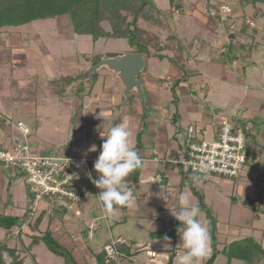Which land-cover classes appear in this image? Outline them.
<instances>
[{"label":"rangeland","instance_id":"1","mask_svg":"<svg viewBox=\"0 0 264 264\" xmlns=\"http://www.w3.org/2000/svg\"><path fill=\"white\" fill-rule=\"evenodd\" d=\"M152 1L161 8L162 19L166 26L163 28L139 21V25L145 29L144 38L150 40L147 51L143 52L145 67L137 76L143 81L145 108H143V102L137 98L134 92H131L129 102L120 110V83L114 74L105 68L98 70L92 93L83 98V108L78 113H75L68 102H65L64 97L59 96L58 91H53V85H50V82L55 78L82 74L101 56L112 57L135 52L125 38L100 37L93 40L89 35L69 38L61 30L62 21H59V24L55 18L34 20L15 28L3 31L1 29L0 31V40L23 52L21 54V51H15L20 54L15 58L20 59V62L23 63L22 66H15L14 69L17 73H14L12 69L0 70V111H3L4 114L8 112L9 116L0 122V129L2 127L10 128L12 135L15 136L11 142L15 143V139L22 137V132L17 126V123L22 121L29 129L26 142L32 152L68 158L76 171L77 186L84 196L87 193L86 197L91 204L90 210L88 208L86 212L88 215L84 216V220L79 223L82 229L88 227L91 219H94L93 215H102L103 213L101 212L103 210H100V203L95 198V188L91 187L94 183L88 169L89 161L85 164L83 162V157L99 155L102 143L106 140V137L101 136V133L107 135L111 127L127 121L131 132V145L142 160H147L146 141L155 144V140L159 139L156 142V147L163 152L165 146H169L171 142L183 144L189 126L194 130L204 128L207 132L206 139L210 138L212 126L201 119L203 108L200 101L226 107L229 105L228 96L234 95L236 98H241L244 96L246 88L251 85L264 84V5H259V9L251 4L241 5L233 0H175L176 3L181 1L182 10H170L167 0ZM223 4L228 6L226 11L222 9ZM175 20L179 21L180 33L177 31V21ZM101 25L106 30H110L108 22L103 21ZM234 31H236L235 37L241 39L243 44L235 43L232 51H229L225 41L229 33ZM240 45L243 48L247 47L248 53L243 55L239 66H247L249 78L237 69L236 61L232 57V53L236 52V48H239ZM155 46L162 48L161 51ZM248 55L249 57L251 55L248 58L250 63L245 65L243 60H246ZM223 64L231 65L230 68L235 66V70L228 71L227 77H224L223 74ZM253 68L256 70L252 72ZM253 73H255L254 79L252 78ZM14 74L24 80H15ZM176 79L181 81L178 86H176ZM43 81L44 87H37L38 89L35 90V84ZM80 81L82 79H77V83ZM72 86H66L64 91H69ZM171 86L176 87H174V92ZM259 89L264 93L262 88ZM174 93H177L175 95L180 114V120L176 121V124L170 119L175 110L172 101ZM237 119L243 122L240 118L231 116L233 122ZM219 121L217 120V123ZM238 124L247 133L248 130L244 125L239 122ZM172 135L174 138L171 137ZM93 146H95V150H92ZM6 165L12 166L11 164ZM169 166L171 164H167L165 167ZM161 167V163L144 162L139 168L137 191L139 192L141 189L140 191L150 200L151 210L147 211L149 215L156 216V207L158 209L161 205L154 201L153 191L162 186L152 182L153 175L159 174ZM15 168L19 174L15 178L10 177L7 171L6 173L5 171L0 172V199L4 196L7 199L8 196L9 199L16 198L18 200V207L11 213L18 215L19 225H22V219H25L22 214L26 206V203H22L26 196L22 184L26 174L18 167ZM211 178H220L221 181L228 182L231 180V178L218 175H211ZM17 183L21 184V187L19 184L17 187ZM229 187L231 188L232 185L230 184ZM155 198L160 199L157 195ZM94 203H96L95 208L92 206ZM5 206L8 207L9 213L10 206ZM37 207L39 209L40 205L36 204V210ZM140 208L138 206L137 209V203L133 199V202L127 205L125 210L113 209L111 214L107 213L108 218L102 217L94 220L96 230L93 234L95 238L92 241H87V244L95 247L105 238L110 241L112 238L109 237L115 238L122 235L134 239L131 249L134 251L135 257L132 260L134 262H124L123 260L120 264H138V259L145 262L150 258L151 250L157 253L156 257L159 263H166L170 252L165 249L178 247L180 245L179 235L176 238L165 240V238L151 237L149 234L153 231L175 227L176 222L170 220L166 215L163 219L151 220L147 216L141 215ZM134 213L136 214L134 215ZM258 213L259 219H256L254 213L248 214L249 220L247 219V221L251 225L249 228H231V225L227 223V218H221L217 230L218 248L222 249L223 245L230 241V235L225 231L228 226L229 230H235L234 232L237 234L240 233L239 237L257 235L259 232H257L256 226L264 227V212ZM243 215V212L236 208L231 214L230 223L237 222V218L241 219L244 217ZM29 219L30 222L33 221L31 216ZM199 219L206 225L204 218ZM45 221L44 218L39 227L41 230L44 229ZM179 225L181 226V222ZM58 227L52 229L56 234V239L58 241L60 239L67 240L69 247L76 243V249L71 255L77 262L81 260L91 264L87 259L89 258L88 253L87 257L83 254L86 253L82 249L87 246L86 243L78 246L76 242L75 229L62 227L61 224ZM78 235L81 237L83 235L80 230ZM3 236L4 230L0 228V238ZM23 236L26 240L30 239L27 235L23 234ZM13 243V240L9 242V244ZM209 248L207 245V251ZM33 251L39 264H65L66 262L63 257L49 251L44 242H41ZM184 253V250L176 248L172 264H179V258ZM207 256L208 252L195 264H202ZM5 257L7 261L10 259L7 255ZM29 262L30 258H26L25 263ZM67 262L69 264V261ZM226 262L225 255L219 253L213 264H226ZM245 263L238 259L231 261V264Z\"/></svg>","mask_w":264,"mask_h":264},{"label":"crops","instance_id":"2","mask_svg":"<svg viewBox=\"0 0 264 264\" xmlns=\"http://www.w3.org/2000/svg\"><path fill=\"white\" fill-rule=\"evenodd\" d=\"M38 20H40V19H38ZM175 21H177V20H175ZM247 21H250V20H247ZM57 22L59 23V20ZM178 24H179V21H177V23H176V28H177V31L180 33V29L178 27ZM60 25L62 26V28L60 27L61 30H63L64 34L69 38H75L77 36H87V35H77V36L76 35H70L67 33V31H66L67 29L64 26V24L62 23ZM19 26H21V25H19ZM16 27H18V26H16ZM9 28L11 29V28H15V27H6V28H3L2 31L7 30ZM234 32H235V36H236V31H234ZM225 42H226V47H227V39ZM235 43L243 44L241 39L239 40L237 38V40L233 42L231 49L229 50L228 47H227V49L229 51H232V47ZM2 47H10L11 48L12 58H11V62L7 63L6 65H0V70H3L4 68L6 70L12 69L14 71V73H17L16 70L14 69L15 66L16 65L22 66L23 63L20 62V59L17 60L15 58L18 55H20L15 51H21V49H15L16 48L15 46L10 45V44H6L5 41L0 40V48H2ZM246 48H243L242 45H240L239 48H236V52L234 51L232 53V57L236 61L235 63L238 66L237 69L239 71L243 72L244 74H246L247 77L249 78L250 75L247 73V72H249L247 66H239V64L241 63L240 62L241 59H243V57H244L243 55L245 53L246 54L248 53ZM15 53H17V54H15ZM22 53L23 52L21 51V54ZM250 57H251V55H250ZM250 57L248 55L247 59L243 60V62H244L243 64L248 65L250 63L248 58H250ZM230 66L231 65L223 64L224 77H227L228 71L235 70V66H234V68H230ZM106 70L109 71L108 69H106ZM254 70H256V69L253 68L252 72ZM84 71H83V73H84ZM109 72L113 73L111 71H109ZM12 75H13V73L11 72V76ZM114 76H115V74H114ZM254 76H255V73H253V77H252L253 79L255 78ZM14 79L20 80V81L24 80V78L18 77L15 74H14ZM168 80H170V79H168ZM118 82H119V80H118ZM44 85H45L44 81L36 83L35 84V86H36L35 90L38 89L37 87H39V88L44 87ZM50 85H52V84H50ZM259 88H262L264 90V84L263 85H261V84L251 85L249 88H246V90H244V96L241 98H239V97L236 98V96H234V95L228 96L229 97L228 98V100H229L228 104L229 105L226 107H223L220 104H210L209 102L200 101V104L202 105V108H203V113H202L201 119L205 123H209L212 126V131H211L209 139H206V136H207L206 130L204 128H201V130L205 132L203 137L206 140L214 139V137H216L218 132H219L221 121L223 119H226V118L231 120V116H233V115L236 116V118L238 117L241 120H243V122H240L238 119L236 121L234 120L235 122H233L232 120L231 121L233 123H235L237 126H239L243 131H244V128L242 126H240L238 124V122L243 124L245 129L248 130L247 133H246V131H244L245 143H244L243 153H244L245 158H246L244 170H243L242 174L240 176H238L237 178H231L230 182L224 181V180L221 181L222 179H220V178L219 179H215V178L212 179L211 176H207V177L202 178L200 183L194 184L190 179L191 176L188 177L189 174H184L177 165L173 164L170 161L174 158H178V157L184 155V152L186 149L187 135H186V138H185V141L183 144H180L179 142H176V143L171 142L169 144V146L168 145L165 146V150L163 152L159 151L156 147V142L159 139L155 140V144L152 142L146 141L145 148L148 149V151L146 152L148 159L142 160V161H143V163L146 162V163H161L162 164V167L159 170L160 173L154 174L153 178H152V182L154 184L161 185L162 187H160V186L158 188L156 187L157 189L155 191H153L154 201H156L158 204H161L158 209L156 207V210H157L156 216L148 214L147 211L151 210V206L149 204L150 200H148L147 197L144 195V193L142 191H140L141 189H139V192L137 191L138 190L137 183L133 187H131V190H132L133 194L135 195L134 199L137 203V209H138V206L141 207L140 208L141 210H139V211H141L140 213L142 216H144V217L147 216L151 220H159V219H163V217H165V215H166L170 218V220H175V222H176L175 226L179 225L180 221L176 220L175 217L171 214L170 210L165 206L166 202L160 197V195L166 190L173 197V199L169 201L170 206H175L178 198L183 196L189 200L190 204L196 205L199 207L198 197L193 192V190L191 188V185L193 184L195 186L196 190H198L199 193H201L203 195V199H204L206 207L216 216V218H217V230L219 229L221 218L226 217L228 220L227 223H228V225H231V228H238V227H241V228L248 227L249 228V227H251L250 222L247 221V219H248L247 216H248V214H251V213L252 214L254 213L256 216V219H259V213L258 212H260V213L264 212V93H262ZM52 89H53V91H55L54 87ZM119 89L121 92V90H122L121 84L119 85ZM192 91H194V90H192ZM194 94H196V93H194ZM119 96H120L119 98L122 101L121 93L119 94ZM194 96L196 97L197 95H194ZM198 100H199V98H198ZM14 103H18V102H14ZM216 107H220L223 110H225L227 112V115L219 113L217 111L214 112L213 109ZM122 108L120 110H122ZM143 108H145L144 105H143ZM192 108L195 109L194 106H192ZM7 114H8V112H7ZM7 114L6 113L4 114L3 111H0V122L6 118H9V116ZM166 116H167V114H166ZM220 117H222V118L220 119ZM178 120H180V118ZM217 120H220V121L217 123ZM3 129H4V131H3ZM12 134H13L12 130L8 127H2L0 129V148L11 147L12 138H15V136H13ZM157 137H158V135H157ZM171 137L174 138L173 135ZM15 140H17V139H15ZM98 153H99V150L97 151V154ZM143 153H145V152H143ZM98 156L99 155H96L95 157H83V162L85 164L86 162H88L90 160H96L98 158ZM154 158H157V159H154ZM167 164H171V166L165 167ZM16 169L17 168H15V166H10V165L0 163V172L3 173V171H5V173H6V171H7L10 177L15 178V177L19 176V174H17V172H16L17 171ZM0 176H1V174H0ZM224 182H226V184H224ZM19 183H21V182H19ZM19 183H17V187H19V186L21 187V184H19ZM18 184H19V186H18ZM230 184L232 185L231 188L229 187ZM221 186H223V187H221ZM22 187L25 189L24 193L26 195V196H24V198H23L24 200L22 202V203H26L25 210L23 211V214H25V212L28 210L29 216H31V218H33V220H34V218L36 216H38V214L40 212L45 211L44 212V214H45L44 218L46 220L45 225H44V228H45L46 223L48 221V215L47 214L51 215V210L48 208L47 200L41 199V200L37 201L36 204L38 206L40 205V208L38 209V207H37V210L35 208L32 211L31 209L33 206V194L30 192L29 185H28V182L26 181V178L24 179ZM229 191H231V193H228ZM94 192H95L94 194L96 195L95 196L96 200L100 203L97 191H94ZM138 193H141L142 194L141 196H144V197L140 198L139 195H137ZM86 195H87V193H86ZM86 195L83 196V199L77 203H74V204L70 203V202L63 203L65 211H69V212L74 211L77 214H79L81 216V218H79L78 216H76V217L70 216L71 217L70 218L69 213H68V214H64L62 216V219H60L59 213H55L56 215H55L54 219H52V221L50 222L49 226H50L51 230L52 229L54 230V227L59 228L58 225H60V224L62 227H65L68 229L74 228L75 229V238H76V242H77L78 246H82V245H84L83 243H86L87 246L85 248L84 247L82 248L86 251V253H83V254L86 255V257H87V253H88L89 258H87V259H89L91 264H95V259H94L95 253L100 251L103 244L105 242H107L109 239L105 238L101 242L97 243V245L95 247H92L89 244H87V241L94 240L95 237H94L93 232L95 233L96 228L94 229V231L90 235H89V230H88L87 226L85 229L80 228L81 225L79 223H81L84 220V218H83L84 216L88 215V214H86V212H87L88 208L90 210V206H91L90 200L86 197ZM156 195L159 196L160 199H156L155 198ZM1 199H0V212L5 213V214H10V215H15V214H12L11 211H13L16 207H18V205H19L18 200L16 198L9 199L8 196H7V199L5 198V196H4V198H1ZM5 205L10 206L8 209V210H10L9 213L7 211L8 207H6ZM95 205H96V203L92 204L93 208L96 207ZM100 206H101V203H100ZM236 208L243 212L244 217L241 219L237 218L238 223L237 222L230 223L229 219L231 218L232 212ZM113 209H118V208H113ZM100 210H103L102 206L100 207ZM36 211H38V212L35 216ZM256 211H258V212H256ZM101 212H103L102 215H96V216L93 215L94 219L92 218L91 220L94 221V220L102 218V217L104 219L108 218L106 212H104V211H101ZM52 214H54V213L52 212ZM135 214L136 213H134V215ZM15 216H18V215H15ZM67 218H69V219L67 220ZM199 218H204L206 220V213L203 209H200ZM28 219H29V217H28ZM24 220H22L21 228H22L23 234L26 236L27 233L30 232V228L26 224V221H24ZM51 223H52V225H51ZM41 224H42V222H41ZM41 224L39 225V227L41 226ZM256 227L258 228L257 232H259V233H257V235H254V236L252 235L251 237H253V239L256 242L261 243V246L263 247L264 227H262V226H260V227L256 226ZM171 228H173V227H170L168 229H171ZM79 230L83 234L82 237L78 235ZM66 231L69 232L68 230H66ZM84 231H85V233H84ZM225 231H227V233H229L230 241H233L235 239H240L243 237V236L239 237L240 233L239 234L235 233L234 232L235 230H229V226H228V229H226ZM253 231H255V229H253ZM53 235H54V237H56L55 236L56 234L53 233ZM245 236L246 235H244V237ZM4 237H5V231H4V236L0 239H3ZM122 237H124V236H122ZM176 237H178V232H176V235L174 238H176ZM109 238L111 239L113 237H109ZM125 238L127 239L128 237H125ZM128 239L132 242L130 249H129L130 250L129 252L131 254L129 255L130 256L129 258L124 260V262H126V261L134 262L132 260L134 259L135 255H134V251L131 249V247L134 243V239H132V238H128ZM12 240L14 243L9 244V245H14L19 241H23L25 243H27L29 241V239L26 240V238L23 235L21 237H18L17 239H14V238L10 239L8 241V243ZM59 242L65 248L70 250L71 253L73 252L74 249H76L75 248L76 243L74 246L69 247V246H67V240L60 239ZM37 246H35V247H37ZM208 246L210 247L209 241H208ZM35 247H33V249ZM176 248H179V249L185 251V249H183L181 245H178V247H175L172 249L175 250ZM33 249H32V252L34 253ZM263 249H264V247H263ZM165 250L170 251L171 248L165 249ZM209 250H210V248H209ZM209 250L207 251L208 256H209ZM152 251H154V250H151V252ZM156 254L157 253H155V256H153V257L150 256V258L145 262L138 259L137 263L138 264H162V263H159V261L157 260ZM208 256H207V258H208ZM73 260H75V263L71 262L69 264H87V263L82 262L81 260L77 262V260L74 259V257H73ZM232 260H235V259H232ZM231 261H230V264H231ZM27 264H30V262ZM164 264H166V263H164ZM262 264H264V262Z\"/></svg>","mask_w":264,"mask_h":264},{"label":"trees","instance_id":"3","mask_svg":"<svg viewBox=\"0 0 264 264\" xmlns=\"http://www.w3.org/2000/svg\"><path fill=\"white\" fill-rule=\"evenodd\" d=\"M233 1L241 5L251 4L259 9V5H264V0ZM181 5V1L176 3L175 0H167V6L170 10H182ZM46 18H56L60 22L62 21L67 29V33L70 35H89L93 40L100 37L125 38L135 52L142 54L147 51L150 40L144 38L145 29L139 25V21H143L149 25L162 26L163 28L166 26V23H164L162 19L161 8L153 3L152 0H0V30L6 27H16L34 20ZM103 21L108 22L110 30H106L101 25ZM155 48H158L159 51L162 49L158 46H155ZM11 58L10 47L0 48V65H6L11 62ZM96 75L97 73L92 76H85L83 73L75 76L65 75L58 79H53L50 83L55 88V91H58L59 96L64 97L66 102L74 109L75 113H78V111L83 108V98L92 93L91 91ZM79 78L82 79V81L77 83V79L79 80ZM180 82L179 79H176V86H178ZM69 85H73L70 88L71 91H64L65 87ZM174 87L175 86H171L173 92L175 91ZM175 94L177 93L173 94L172 100L175 105V110L171 116V121L176 124V121H179L180 115ZM96 160H90L88 162V169L91 177L98 179V174L94 169V162ZM139 173L140 170L138 168L126 177L125 183L129 189L137 183ZM184 174H189L188 177L193 175L192 172ZM207 176L211 175L207 174L205 177ZM73 185H75L77 191L82 195L84 194L80 188H78L76 181ZM92 187L95 188V191L99 194L101 190L98 189L95 184ZM191 188L198 197L199 209H203L206 213V226L208 228L210 250L208 258L202 264H213L219 253L225 255L227 259L226 264H230L232 259L242 260L246 262L245 264H258L264 261L263 247L251 236H245L225 243L223 248L219 249L217 218L206 207L203 195L196 190L193 184ZM137 195L141 196L142 194L138 193ZM43 199L47 200L48 208L51 210V215L47 214L48 221L43 230L39 229V225L45 216V211L40 212L32 222L28 219V210L23 214L25 220H22L26 221V224L30 228V232L27 233L30 239L27 243L19 241L14 245H9L8 241L10 239H17L23 235L22 228L21 225H19L18 216L0 213V228L5 231V237L0 239V264H26V258H30L32 264H38L32 249L41 242H44L49 251L63 257L66 261L65 264H68L67 261H69V263H75L71 251L65 248L58 239L54 237L53 231L49 225L52 219H54L55 213H59L60 219H62L64 214L68 213L69 217L78 216L81 218V216L74 211H65L63 203L69 201L59 195L47 194ZM126 207L127 205H114V208L123 210ZM52 212L54 214H52ZM179 227L181 226L177 225L171 229L154 231L150 233V236L156 238H174ZM131 244L132 242L127 238V242L123 246H119V249L130 255L129 249ZM169 252L170 254L166 264H172L175 250L171 249ZM6 255L10 258L8 261L5 257ZM103 255L104 252L102 249L95 253V264H103Z\"/></svg>","mask_w":264,"mask_h":264},{"label":"built area","instance_id":"4","mask_svg":"<svg viewBox=\"0 0 264 264\" xmlns=\"http://www.w3.org/2000/svg\"><path fill=\"white\" fill-rule=\"evenodd\" d=\"M222 9L226 11L228 6L223 4ZM17 126L22 132V137L12 143L9 147L11 149L0 148V162L11 164L25 172L26 181L33 194L31 210L33 211L37 201L43 199L47 194L59 195L73 204L81 201L83 195L73 185L76 181V171L68 158L32 152L26 142L29 129L21 121L17 123ZM204 133L201 129L194 130L189 126L184 155L170 161L177 165L183 173H193V165L203 161L210 165L211 170L208 175L228 178L240 176L246 162L243 153L244 131L226 118L221 121L219 132L214 139L206 140L203 137ZM94 229V221H91L88 224L89 235ZM126 242L127 239L122 236L105 242L101 248L104 252L103 264H120L129 258V254L119 249V246H123ZM150 256H155V252H150Z\"/></svg>","mask_w":264,"mask_h":264},{"label":"clouds","instance_id":"5","mask_svg":"<svg viewBox=\"0 0 264 264\" xmlns=\"http://www.w3.org/2000/svg\"><path fill=\"white\" fill-rule=\"evenodd\" d=\"M131 132L127 121L111 127L102 143V150L94 162V169L98 179L92 178V182L100 189L99 201L104 212L111 214L116 206H125L133 202L134 195L126 186L125 179L134 170L141 168L143 161L138 152L130 143ZM95 150V146L93 149ZM193 175L190 177L194 184L201 182L211 170L207 162L193 165ZM160 197L166 202L165 206L170 210L176 220L181 222L177 229L180 237V245L185 253L179 258V264H195L201 260L207 252L208 228L199 219L200 209L190 204L186 197H179L175 206H170L169 201L173 197L165 190ZM168 238L165 237V240Z\"/></svg>","mask_w":264,"mask_h":264},{"label":"water","instance_id":"6","mask_svg":"<svg viewBox=\"0 0 264 264\" xmlns=\"http://www.w3.org/2000/svg\"><path fill=\"white\" fill-rule=\"evenodd\" d=\"M236 40L235 32H230L227 36V47L229 50L231 49L233 42ZM144 67L145 58L142 53L128 52L112 57L101 56L97 62L86 68L83 75L92 76L101 68H106L115 74V77L119 80L122 86V101L120 103V109L128 103L131 92H134L137 98L141 100L145 106L146 101L143 96V81L137 78L138 74L142 72ZM213 111L227 115V112L220 107L214 108Z\"/></svg>","mask_w":264,"mask_h":264}]
</instances>
